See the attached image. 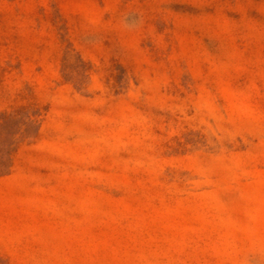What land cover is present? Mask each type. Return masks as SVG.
<instances>
[{"label": "rangeland", "instance_id": "1", "mask_svg": "<svg viewBox=\"0 0 264 264\" xmlns=\"http://www.w3.org/2000/svg\"><path fill=\"white\" fill-rule=\"evenodd\" d=\"M0 112L6 264H264V0H0Z\"/></svg>", "mask_w": 264, "mask_h": 264}, {"label": "trees", "instance_id": "2", "mask_svg": "<svg viewBox=\"0 0 264 264\" xmlns=\"http://www.w3.org/2000/svg\"><path fill=\"white\" fill-rule=\"evenodd\" d=\"M22 118H17L11 114L0 112V137H6L8 142L5 149H0V175L4 174L10 166L8 156L15 147L17 141L24 138L28 131L22 124ZM0 264H6L0 258Z\"/></svg>", "mask_w": 264, "mask_h": 264}]
</instances>
